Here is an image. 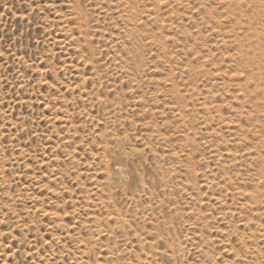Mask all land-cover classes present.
I'll return each instance as SVG.
<instances>
[{"label":"rangeland","instance_id":"rangeland-1","mask_svg":"<svg viewBox=\"0 0 264 264\" xmlns=\"http://www.w3.org/2000/svg\"><path fill=\"white\" fill-rule=\"evenodd\" d=\"M0 264H264V0H0Z\"/></svg>","mask_w":264,"mask_h":264}]
</instances>
